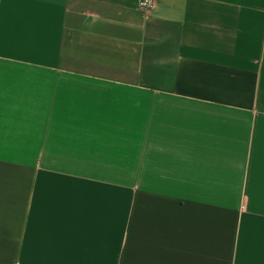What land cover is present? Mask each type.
Masks as SVG:
<instances>
[{"label": "crops", "instance_id": "0c3cea01", "mask_svg": "<svg viewBox=\"0 0 264 264\" xmlns=\"http://www.w3.org/2000/svg\"><path fill=\"white\" fill-rule=\"evenodd\" d=\"M0 0V264H264V0Z\"/></svg>", "mask_w": 264, "mask_h": 264}, {"label": "built area", "instance_id": "2783aa9c", "mask_svg": "<svg viewBox=\"0 0 264 264\" xmlns=\"http://www.w3.org/2000/svg\"><path fill=\"white\" fill-rule=\"evenodd\" d=\"M153 6V0H140L139 7L142 11H149Z\"/></svg>", "mask_w": 264, "mask_h": 264}]
</instances>
